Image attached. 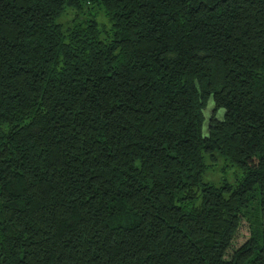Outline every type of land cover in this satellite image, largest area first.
<instances>
[{
	"label": "trees",
	"instance_id": "trees-1",
	"mask_svg": "<svg viewBox=\"0 0 264 264\" xmlns=\"http://www.w3.org/2000/svg\"><path fill=\"white\" fill-rule=\"evenodd\" d=\"M261 216L264 0H0V264H264Z\"/></svg>",
	"mask_w": 264,
	"mask_h": 264
},
{
	"label": "rangeland",
	"instance_id": "rangeland-1",
	"mask_svg": "<svg viewBox=\"0 0 264 264\" xmlns=\"http://www.w3.org/2000/svg\"><path fill=\"white\" fill-rule=\"evenodd\" d=\"M220 112V111H219ZM218 112V113H219ZM224 162L217 158L211 166L207 168V172L204 175L205 179H208L213 184L217 185L223 179L231 181L233 178L232 169L223 167ZM260 219L264 222V216H261ZM248 224L249 222L243 218L241 220L240 226L238 228L237 234L232 242V247H236L241 244L248 236Z\"/></svg>",
	"mask_w": 264,
	"mask_h": 264
}]
</instances>
